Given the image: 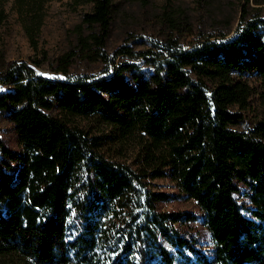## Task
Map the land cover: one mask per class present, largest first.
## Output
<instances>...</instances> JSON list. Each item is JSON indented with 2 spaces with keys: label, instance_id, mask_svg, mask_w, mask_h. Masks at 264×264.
I'll list each match as a JSON object with an SVG mask.
<instances>
[{
  "label": "trees",
  "instance_id": "obj_1",
  "mask_svg": "<svg viewBox=\"0 0 264 264\" xmlns=\"http://www.w3.org/2000/svg\"><path fill=\"white\" fill-rule=\"evenodd\" d=\"M48 1L14 0L35 50ZM88 1L78 41L105 57L114 0ZM246 15L231 37L115 50L149 72L123 62L51 80L9 64L0 113L22 150L0 137V264H264V120L235 128L249 80L264 86V17ZM133 140L136 163L107 156ZM156 178L200 214L162 210L174 195L153 190Z\"/></svg>",
  "mask_w": 264,
  "mask_h": 264
},
{
  "label": "rangeland",
  "instance_id": "obj_2",
  "mask_svg": "<svg viewBox=\"0 0 264 264\" xmlns=\"http://www.w3.org/2000/svg\"><path fill=\"white\" fill-rule=\"evenodd\" d=\"M91 10L92 2L88 0H49L35 50L22 27L14 0H0V75L11 62L28 66L33 75L51 80L80 74L105 76L123 62H133L141 71L149 72L150 66L139 55H117L115 50L127 45L137 52L161 45L168 38L190 47L205 36L214 38L225 34L231 37L244 12L248 18L264 17V0H114L111 34L103 50L105 57L93 51L94 47L84 48L78 41L80 28L84 36L90 33L89 27L82 24V18ZM66 54L69 55L63 59ZM65 66L67 72L63 71ZM249 81L254 93L248 108L242 111L243 123L235 126L239 130H247L264 120V86L259 81ZM12 89L10 84L0 82L1 92ZM0 137L11 150H22L13 123L2 113ZM130 142L121 148L107 145V156L136 163L138 146L135 140ZM151 188L174 195L160 206L162 210H189L200 214L195 200L174 198L180 191L170 178L151 180ZM195 228L203 229L199 222ZM203 233L205 240L208 236Z\"/></svg>",
  "mask_w": 264,
  "mask_h": 264
}]
</instances>
